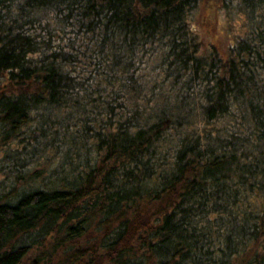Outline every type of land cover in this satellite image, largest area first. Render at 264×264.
<instances>
[{
	"label": "trees",
	"instance_id": "trees-1",
	"mask_svg": "<svg viewBox=\"0 0 264 264\" xmlns=\"http://www.w3.org/2000/svg\"><path fill=\"white\" fill-rule=\"evenodd\" d=\"M200 1L0 0V264H264V0Z\"/></svg>",
	"mask_w": 264,
	"mask_h": 264
},
{
	"label": "rangeland",
	"instance_id": "rangeland-1",
	"mask_svg": "<svg viewBox=\"0 0 264 264\" xmlns=\"http://www.w3.org/2000/svg\"><path fill=\"white\" fill-rule=\"evenodd\" d=\"M191 27L198 32L203 50L215 46L226 56L229 45L236 33L243 29L242 16L237 12H227L214 1L199 2L192 14Z\"/></svg>",
	"mask_w": 264,
	"mask_h": 264
}]
</instances>
